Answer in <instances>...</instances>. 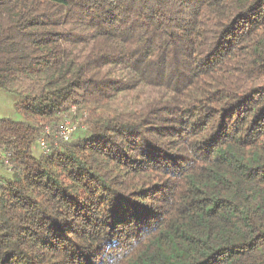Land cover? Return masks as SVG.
<instances>
[{
    "label": "trees",
    "instance_id": "16d2710c",
    "mask_svg": "<svg viewBox=\"0 0 264 264\" xmlns=\"http://www.w3.org/2000/svg\"><path fill=\"white\" fill-rule=\"evenodd\" d=\"M0 90V264H264V0H0Z\"/></svg>",
    "mask_w": 264,
    "mask_h": 264
},
{
    "label": "crops",
    "instance_id": "0c3cea01",
    "mask_svg": "<svg viewBox=\"0 0 264 264\" xmlns=\"http://www.w3.org/2000/svg\"><path fill=\"white\" fill-rule=\"evenodd\" d=\"M18 96L0 90V117H10L14 120H23V115L16 109ZM0 175L10 176L11 171L0 167Z\"/></svg>",
    "mask_w": 264,
    "mask_h": 264
},
{
    "label": "built area",
    "instance_id": "2783aa9c",
    "mask_svg": "<svg viewBox=\"0 0 264 264\" xmlns=\"http://www.w3.org/2000/svg\"><path fill=\"white\" fill-rule=\"evenodd\" d=\"M72 112H75V110L73 109ZM76 127L77 125L75 122H73L70 118H66L64 124L60 127L59 131L57 132V135L63 140H69ZM41 144L46 147L43 138H41Z\"/></svg>",
    "mask_w": 264,
    "mask_h": 264
},
{
    "label": "rangeland",
    "instance_id": "374dc122",
    "mask_svg": "<svg viewBox=\"0 0 264 264\" xmlns=\"http://www.w3.org/2000/svg\"><path fill=\"white\" fill-rule=\"evenodd\" d=\"M73 109L76 111L75 113L74 112H72L73 111ZM73 109H71L70 110V112H69V116H70V118L72 119V120H74L75 121V123L77 124V125H79V127H80V129L78 130L79 132H78V134H80V133H83V132H85V127H84V117H83V113L81 112V110H80V108H73ZM41 151V150H40ZM0 167H2V168H4L3 166H2V164L0 163Z\"/></svg>",
    "mask_w": 264,
    "mask_h": 264
}]
</instances>
